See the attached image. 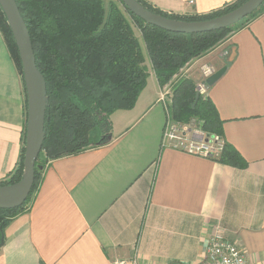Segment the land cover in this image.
Wrapping results in <instances>:
<instances>
[{
  "label": "crops",
  "instance_id": "crops-1",
  "mask_svg": "<svg viewBox=\"0 0 264 264\" xmlns=\"http://www.w3.org/2000/svg\"><path fill=\"white\" fill-rule=\"evenodd\" d=\"M148 1L202 15L237 0ZM205 59L224 70L207 96L248 166L163 148V90L147 63V86L111 116L107 145L41 168L32 203L5 229L0 264H201L216 225L249 264H264V14ZM24 126V83L0 32V183L19 162Z\"/></svg>",
  "mask_w": 264,
  "mask_h": 264
},
{
  "label": "trees",
  "instance_id": "trees-1",
  "mask_svg": "<svg viewBox=\"0 0 264 264\" xmlns=\"http://www.w3.org/2000/svg\"><path fill=\"white\" fill-rule=\"evenodd\" d=\"M248 0H237L208 14L167 12L148 0H137L147 10L170 20L204 22L238 9ZM28 27L36 64L46 82L47 110L42 152L46 162L38 161L35 182L26 203L13 210L0 209V247L6 227L25 212L42 182V170L50 162L105 146L113 131L111 116L118 110H132L147 86L149 70L154 71L161 88H174L171 114L175 122H196L209 137L224 139L219 113L195 82L178 79L181 71L195 59L214 51L227 39L247 28L264 14V4L251 16L224 30L204 34H178L146 24L120 0H16ZM138 30L145 44L143 49ZM2 33L23 83L18 47L0 6ZM148 57V58H147ZM210 84L209 87H211ZM199 94L198 103L193 105ZM25 126L19 162L0 186L19 183L24 174L27 128V93L24 84ZM225 141V140H224ZM210 159L240 169L248 163L225 141L218 157Z\"/></svg>",
  "mask_w": 264,
  "mask_h": 264
},
{
  "label": "water",
  "instance_id": "water-1",
  "mask_svg": "<svg viewBox=\"0 0 264 264\" xmlns=\"http://www.w3.org/2000/svg\"><path fill=\"white\" fill-rule=\"evenodd\" d=\"M131 13L146 24L178 34H204L232 27L258 11L264 0H248L238 9L204 22H180L154 14L137 0H120ZM8 24L14 35L23 68V78L27 93V128L25 138L24 174L22 180L11 186H0V209L13 210L23 206L28 200L35 182V169L38 161L46 162L42 152L45 141L47 110L46 82L36 64V57L28 27L21 15L16 0H0ZM224 70L208 80L213 84ZM199 94L193 108L196 107ZM2 242L1 246H3Z\"/></svg>",
  "mask_w": 264,
  "mask_h": 264
},
{
  "label": "built area",
  "instance_id": "built-area-1",
  "mask_svg": "<svg viewBox=\"0 0 264 264\" xmlns=\"http://www.w3.org/2000/svg\"><path fill=\"white\" fill-rule=\"evenodd\" d=\"M216 73L215 68L204 69L205 81L199 87V93L207 95L209 89L208 80ZM166 113V123L162 136L163 148L178 150L193 156L203 158L218 157L224 148L225 141L220 137H209L196 122L189 124L177 123L171 114V104L167 102L164 95L161 97ZM116 264H138L136 259L122 260ZM171 264H185L173 262ZM201 264H249L246 255L240 248L231 242L224 228L216 225L209 238L206 255Z\"/></svg>",
  "mask_w": 264,
  "mask_h": 264
},
{
  "label": "rangeland",
  "instance_id": "rangeland-1",
  "mask_svg": "<svg viewBox=\"0 0 264 264\" xmlns=\"http://www.w3.org/2000/svg\"><path fill=\"white\" fill-rule=\"evenodd\" d=\"M105 4L107 5L110 1H116L117 0H104ZM138 36H139V41L143 47V49L145 50V55L146 54V49H145V44L144 41L141 37V34L138 30H136ZM231 39V38H230ZM230 39H227V41L225 43H227ZM225 43L221 44L217 49L218 50L222 45H224ZM214 50V51H215ZM214 51H210V53H208L205 56H201L197 59H195L186 69H184L183 71H181V73L179 74V76L176 78L175 83L178 81V79H183V78H188L191 79L195 82L196 85V89L199 92V87L200 85L205 81L204 78V69H206L207 67H213L215 68V70L217 69L215 64L208 59H205L208 55L212 54ZM221 51H216L213 56L218 55ZM212 56V57H213ZM148 58V57H147ZM147 63L150 65V61L148 60ZM217 71V70H216ZM163 93L162 95H164V98L167 102H169L172 105V99H173V93H174V88L171 85H167L166 87L162 88ZM206 96V94H205ZM42 168V166H39V170Z\"/></svg>",
  "mask_w": 264,
  "mask_h": 264
}]
</instances>
